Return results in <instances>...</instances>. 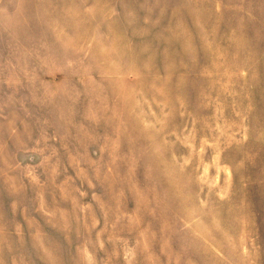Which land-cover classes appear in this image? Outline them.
Masks as SVG:
<instances>
[{"label":"rangeland","instance_id":"374dc122","mask_svg":"<svg viewBox=\"0 0 264 264\" xmlns=\"http://www.w3.org/2000/svg\"><path fill=\"white\" fill-rule=\"evenodd\" d=\"M0 264H264V0H0Z\"/></svg>","mask_w":264,"mask_h":264}]
</instances>
